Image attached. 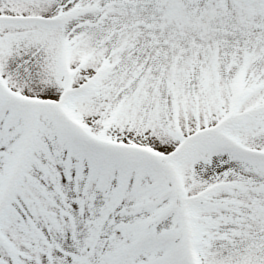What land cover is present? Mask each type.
Masks as SVG:
<instances>
[{
  "label": "snow or ice",
  "instance_id": "6c2138e0",
  "mask_svg": "<svg viewBox=\"0 0 264 264\" xmlns=\"http://www.w3.org/2000/svg\"><path fill=\"white\" fill-rule=\"evenodd\" d=\"M0 264H264V0H0Z\"/></svg>",
  "mask_w": 264,
  "mask_h": 264
}]
</instances>
